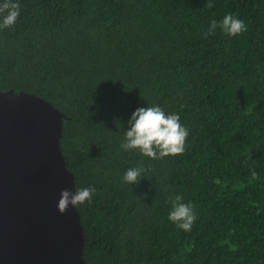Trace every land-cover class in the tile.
I'll return each instance as SVG.
<instances>
[{
	"label": "trees",
	"instance_id": "obj_1",
	"mask_svg": "<svg viewBox=\"0 0 264 264\" xmlns=\"http://www.w3.org/2000/svg\"><path fill=\"white\" fill-rule=\"evenodd\" d=\"M0 29V91L36 95L63 120L85 264H264V0H19ZM247 30L204 36L225 13ZM161 105L185 150L152 159L120 145L131 112ZM146 171L136 185L128 167ZM181 194L192 230L167 218Z\"/></svg>",
	"mask_w": 264,
	"mask_h": 264
},
{
	"label": "water",
	"instance_id": "obj_2",
	"mask_svg": "<svg viewBox=\"0 0 264 264\" xmlns=\"http://www.w3.org/2000/svg\"><path fill=\"white\" fill-rule=\"evenodd\" d=\"M67 119L36 95L0 91V264H85L77 207H56L75 189L60 149Z\"/></svg>",
	"mask_w": 264,
	"mask_h": 264
},
{
	"label": "clouds",
	"instance_id": "obj_3",
	"mask_svg": "<svg viewBox=\"0 0 264 264\" xmlns=\"http://www.w3.org/2000/svg\"><path fill=\"white\" fill-rule=\"evenodd\" d=\"M20 11L19 0H0V29L14 25ZM217 29L231 37L245 32L247 25L238 15L229 12L220 20L211 19L203 35L214 34ZM188 131L177 112H167L158 104L137 107L128 117L120 147L124 151L137 149L142 155L152 159L179 155L185 150ZM145 171L142 165L128 167L123 173L122 181L134 186L145 177ZM95 192L93 186L75 188L74 191L62 189L56 204L57 210L64 213L70 206L76 208L90 202ZM167 218L178 229L188 232L196 223L197 213L190 200L185 201L183 195L175 194L171 197Z\"/></svg>",
	"mask_w": 264,
	"mask_h": 264
}]
</instances>
